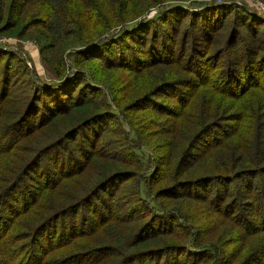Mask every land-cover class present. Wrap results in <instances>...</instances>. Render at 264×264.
I'll list each match as a JSON object with an SVG mask.
<instances>
[{
    "label": "rangeland",
    "instance_id": "rangeland-1",
    "mask_svg": "<svg viewBox=\"0 0 264 264\" xmlns=\"http://www.w3.org/2000/svg\"><path fill=\"white\" fill-rule=\"evenodd\" d=\"M9 1H0V6L4 4L7 9ZM58 1L62 0H34L12 21L8 19L7 10H4L0 19V50L9 54L0 56V90L3 86L4 70L6 76L11 77L10 88L14 92L15 100L23 94H33L34 87L37 90H56V85L63 76L71 78L84 75L88 79V86L79 85L76 91V97L80 95L79 101L84 103L79 109L81 114L77 116L80 121H98L82 132L85 139L93 140L95 137L93 144L96 141L97 147L90 167L75 184L78 189L85 187L82 188L84 190L99 183L97 187L100 186L102 190L93 199V209L96 211V223V215L98 218H108L110 223L106 230L98 232L101 234L97 237L98 246H108L106 248H112L108 253H115L111 258L105 259L109 260L106 264H130V257L125 258L124 254L139 249L141 253L150 256L157 254L140 262L145 264H258V258H261L264 251V233L249 235L244 229V223H248L245 227L247 230H253L256 224L253 216H256V212L248 205L254 204L264 227V199L260 191L256 190L252 197L248 194L239 196L230 211L226 207L214 205L211 201L216 199L217 193L226 191L218 184H204L199 188H181L176 187L180 184H174L177 181L183 182L186 178L201 176L204 160L196 163L195 169H186L181 162L186 155L184 152L188 143L195 138L204 124L214 121V115L198 127L189 123L179 130L185 132L182 140L174 135V131L170 132L175 128L174 121H170L176 118L172 111L178 113L183 100L192 96L195 105L189 119L195 120L202 107H208L213 86L219 88L217 82H221V79L226 81L232 76V70L227 68L228 63H236L241 58L240 53L244 51L247 43H251L253 47L252 33L241 30L240 20H245L251 26L252 32L257 33L259 30L258 38L260 41L264 40V0H159L156 3L132 0L130 15L125 21L108 31H103L101 26H93L84 41L78 42V35L74 44L72 40L61 43L47 39L50 31L43 24L47 18L45 11L48 6L53 9ZM149 2L151 4L145 8ZM223 5L226 10L219 9L218 6ZM180 9L189 13L204 11V15L210 20L221 19L225 15L227 17L220 31L214 35H204L212 38L210 43L197 39L192 48L193 44L188 39L185 52L182 51L183 59L179 57L181 53L177 55L176 52L175 58L178 57L184 62L194 59V64L199 63L200 67H197L196 72L184 76L187 85L183 88L179 89L175 85L165 90L161 87L164 81L173 82L181 78L178 75L171 77L177 64L173 67L163 66V71H155L150 79L147 76L138 79L122 63H138L144 58L150 59L152 53H163L168 48L171 37L180 41L190 22L189 16L184 19L186 14L179 15L183 16L184 22L181 32L178 33L179 21L177 17L174 20L170 17ZM70 14L73 18L77 17L76 14ZM167 14L171 16L167 17ZM249 15L252 18L246 20ZM78 27L75 29L79 30ZM195 37L203 36L197 34ZM104 40L107 42L100 44L101 53L98 52L101 57L90 58L94 57L91 54L96 50L93 45ZM48 41L50 46L46 45ZM41 48L44 49L42 53ZM261 56L256 65L247 69V77L255 78L252 81L256 80L257 75L261 78L259 81L264 82V49L260 52ZM60 58L66 62L67 69L64 75L58 76L51 62L58 63ZM209 78L212 82L206 85ZM243 78L234 81L241 83ZM67 80L69 82L68 78ZM156 92L159 95L154 96ZM145 97H150L151 101L141 106L131 104L134 100H137V104ZM229 124L225 121L222 127L214 129L213 132L208 131L202 137L192 160L204 153L213 140L230 130L227 127ZM28 126L26 123L25 128ZM68 127L69 124L66 123L64 129ZM166 129L169 131L166 132ZM47 134V129H39L19 140L27 142L28 148H42L48 140H52ZM77 144H81L80 138L67 145L71 148ZM171 154V163L166 165ZM83 159H66L65 167H79L83 164ZM258 180L259 178L257 183ZM183 184L187 186L185 182ZM173 188L175 191L171 192ZM167 189L169 192H166ZM230 190L232 197L228 200H232L236 193L234 184ZM210 192L211 205L201 199ZM85 212L82 211L78 217L82 224L77 221L76 228L81 232L97 226L91 223L92 217L86 216ZM65 225L70 228L72 219L68 218ZM143 239L145 240L137 245ZM255 260L259 262L253 263ZM98 261L102 262L101 256L96 257L95 264H99ZM261 264H264V259Z\"/></svg>",
    "mask_w": 264,
    "mask_h": 264
},
{
    "label": "trees",
    "instance_id": "trees-1",
    "mask_svg": "<svg viewBox=\"0 0 264 264\" xmlns=\"http://www.w3.org/2000/svg\"><path fill=\"white\" fill-rule=\"evenodd\" d=\"M33 1L10 0L7 9L4 4L0 6V19L4 10H7L10 21L18 18L26 5ZM148 1L156 3L159 0ZM151 2L146 4L145 8ZM131 5L132 0L58 1L53 9L52 6H48L45 11L47 18L43 24L50 31V37L47 39L61 43L72 40L74 44L80 35L78 42H82L93 26H101L104 28L103 31H108L125 21L130 15ZM191 5L193 4L191 3ZM218 7L226 10L224 5ZM70 13L76 14L77 17L73 18ZM181 14H186L184 19L189 16L190 22L189 29L184 31L180 41L176 37L170 39L168 36L170 39L168 48L163 53H152L150 59L144 58L138 63H122V65H125L127 70L134 73L138 79L145 76L150 79V76L152 77L156 73L155 71H163V66L173 67L174 64H177L175 71L170 70L174 71L171 77L175 78L178 75L181 78L174 79L173 82L164 81L161 87L168 90L169 87L173 88L175 85L179 89L187 85L184 76L196 72L197 67H200L199 63L194 64V59H189L187 62L182 60L184 57L182 51L185 52L188 39L193 44L192 48L197 39L210 43L212 38L204 37V35H214L220 31L227 16L210 20L204 15V11L189 13L183 9L177 10L173 16L167 14V17L171 16L172 20L177 17L179 21L178 33L181 32V25L184 22L183 16H179ZM250 18L252 17L249 15L246 20ZM77 26H79V30L75 29ZM240 27L241 30L252 33L251 38L254 45L251 47V43H247L244 51L240 53L241 58L236 63H228L227 68L232 70V76L226 81L221 79V82H217L219 88L213 86L208 107H202L195 120L189 119L192 113L191 109L195 105L192 100L193 96L184 99L180 111L178 113L172 111V115L176 118L169 120L170 123L174 121L175 125L174 130L170 132L174 131V135L182 140L185 137V132H179V130L189 123L198 127L214 115V121L204 124L195 138L188 143L184 152L186 155L181 162L186 169H195L199 161L204 160L201 176L184 179L183 182L187 186L180 181L174 184L175 186L180 184L176 187L181 188H199L204 184H218L226 191L217 193L216 199L213 198V200L211 192L201 199L210 205L213 203L216 206L226 207L230 211L241 195L248 194L249 197H252L258 190L264 199V82H260L261 78L257 75L255 81H252L255 79L254 77L252 79L249 78L250 76L247 77V69L256 65L262 58L260 52L264 49V40L260 41L259 30L257 33L252 32L251 26L245 20H240ZM206 31L209 33L206 34ZM197 34H201L203 37L196 38ZM235 36L237 39L238 36L236 34ZM105 42L107 40L94 44L93 48L96 50L94 49L95 51L91 54L94 57H89L100 58L101 54L98 55V52L101 53L100 44ZM46 45L50 46V41ZM43 50L41 48L40 52L42 53ZM2 51L0 50V56L9 54ZM176 52L177 55L181 53L179 57L182 59L174 57ZM47 62L49 63V61ZM51 63L58 76L64 75L67 64L63 58H60L58 63ZM232 66L234 68H231ZM191 76L197 81L193 75ZM63 77L56 85V90L53 88L37 90L34 87L33 94L30 96L23 94L22 97L15 100L14 92L10 88L11 77L8 78L4 70L3 86L0 90V264H95L98 256L102 257L103 262L100 260L99 264H106L109 260L105 261V259L115 255L113 252L108 253L112 248L98 246L97 237L101 234L98 232H103L110 224L108 223L109 219L102 216L98 218L96 215L98 222L95 221L96 211L93 209V199L97 197L99 191H102L100 186L97 187L99 183L84 190L82 188L85 187L78 189L75 184L90 167L91 160L95 158L94 152L97 147L96 141L93 144L95 137L93 140L85 139L82 132L98 121L91 119L80 121L77 116L81 114L79 109L84 106V103L79 101L80 95L76 97V91L79 85L87 87L88 79L84 75H76L71 78ZM241 77H244L241 83L238 80L234 81ZM211 82L209 78L206 85ZM158 93L154 96L159 95ZM136 101H132L131 104L141 106L149 103L151 99L145 97L137 104ZM157 111L160 110L157 109ZM225 121L230 123L229 126L225 125L230 130L224 132L217 140H213L205 148L204 153L192 160V156L200 146L202 137L207 135L208 131L213 132L214 129L222 127L221 125ZM26 123L29 125L28 128H25ZM66 123L69 124V127L64 129ZM39 129H47L49 132L47 135L52 139L48 140L42 148L38 146L28 148L27 142L19 140L20 138L25 139ZM168 131L166 129V132ZM188 131L190 132V127H188ZM78 138L81 139V144L68 148L67 144L71 145ZM172 154L168 156L166 165H170ZM78 157L84 158L81 166L65 167L66 159H78ZM257 178H259L258 183L256 182ZM232 184L235 185L236 193L232 200H228L229 197H232L230 196ZM173 191H175L174 188L171 192ZM166 192H169V189ZM248 207H252V211L256 212V216H253V221L256 224L253 230H247L245 227L248 223H244V229L249 235L264 233L263 221L259 220V216H257L256 206L249 204ZM86 208H88L87 211ZM82 211L83 213L86 211L85 215L92 217L91 223L97 225L86 232H81L76 228L77 221L82 224L78 220ZM68 218L72 219L70 228L65 225ZM66 238L69 239L66 240ZM144 240L139 241L137 245ZM262 252L263 255L258 258L260 262L255 260L253 263H262L264 251ZM156 255L150 256L141 253L139 249L133 253H125L123 257H130V264H145L140 262Z\"/></svg>",
    "mask_w": 264,
    "mask_h": 264
}]
</instances>
